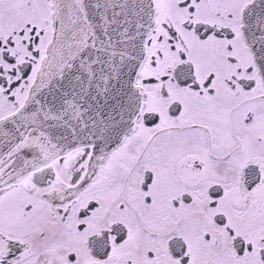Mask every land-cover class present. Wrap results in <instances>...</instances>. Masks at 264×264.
<instances>
[{
    "label": "snow or ice",
    "instance_id": "6c2138e0",
    "mask_svg": "<svg viewBox=\"0 0 264 264\" xmlns=\"http://www.w3.org/2000/svg\"><path fill=\"white\" fill-rule=\"evenodd\" d=\"M0 264H264V0H0Z\"/></svg>",
    "mask_w": 264,
    "mask_h": 264
}]
</instances>
